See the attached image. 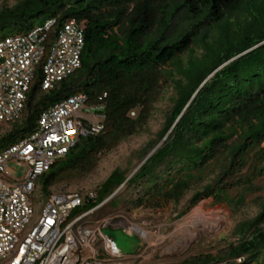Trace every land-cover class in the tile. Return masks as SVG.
<instances>
[{
    "label": "trees",
    "instance_id": "16d2710c",
    "mask_svg": "<svg viewBox=\"0 0 264 264\" xmlns=\"http://www.w3.org/2000/svg\"><path fill=\"white\" fill-rule=\"evenodd\" d=\"M40 18L37 25L51 18L57 28L68 20L84 24L81 67L49 91L40 89L38 67L20 119L0 126V151L33 133L40 115L66 98H107L103 131L81 138L37 179L35 203L46 202L61 182L88 177L99 155L148 131L165 87L171 95L161 129L92 191L96 201L75 217L108 200L95 214L117 190L143 181L148 188L137 207H176L190 193L191 208L206 199L244 206L243 194L233 199L230 191L252 192L264 176V0H16L13 6L5 0L0 39L26 34ZM258 201L259 213L234 226L226 248L180 264H264V199ZM187 214L183 209L177 217Z\"/></svg>",
    "mask_w": 264,
    "mask_h": 264
},
{
    "label": "built area",
    "instance_id": "2783aa9c",
    "mask_svg": "<svg viewBox=\"0 0 264 264\" xmlns=\"http://www.w3.org/2000/svg\"><path fill=\"white\" fill-rule=\"evenodd\" d=\"M56 24V19H47L26 34L0 39V126L20 119L39 66L42 91L52 90L81 67L84 24L74 20L60 28ZM106 98L102 94L94 103L83 94L66 98L40 115L33 133L0 151V264H151L142 251L146 239L129 222L115 218L92 228L83 224L108 200L71 218L75 210L96 201L92 191L55 192L37 203L40 216L35 218L32 196L37 179L81 138L103 131ZM9 163L26 166L20 180H10ZM110 225L141 235L142 247L132 258L139 262L124 260L102 235L101 229ZM98 242L103 253L95 247Z\"/></svg>",
    "mask_w": 264,
    "mask_h": 264
},
{
    "label": "rangeland",
    "instance_id": "374dc122",
    "mask_svg": "<svg viewBox=\"0 0 264 264\" xmlns=\"http://www.w3.org/2000/svg\"><path fill=\"white\" fill-rule=\"evenodd\" d=\"M4 2L5 0H0V7ZM15 2L16 0H7L8 6H13ZM42 20L40 18L35 21V25L39 24ZM159 94L156 110L148 125V131L122 143L111 153L99 155L96 170L88 177L78 182H72V180L61 182L52 188V192L63 190L95 191L113 171L117 168H124L133 153L142 148L162 127V111L166 109L171 91L164 87ZM263 146L264 144L261 145V147ZM25 169L26 166L22 163L19 165L9 163L6 166V172L10 180L15 181L22 178ZM210 170L211 168L205 172L206 179L210 177L208 175ZM147 188L148 182L143 181L129 189L122 188L117 190L116 196H119L103 209L90 215L83 224L88 228H92L96 227L104 219H111L113 217L124 222H129L143 229L148 238L142 250L145 252L144 255L146 257L153 256L154 260H157L155 264H180L187 257L200 253L214 255L216 251L226 248L224 240L229 238L234 226L240 222L254 218L259 213V204L261 201L258 200L264 199V176L257 178L253 182L252 192H244L242 188H235L230 191L229 196L233 199L237 198L240 194L244 196V206L238 208H230L224 204H215L212 199L203 200L191 208L188 204L191 193L176 207L170 203L162 204L160 209L148 208L145 205L137 207L136 201L144 195ZM36 196H38L37 192L32 196L34 201L36 200ZM203 205L205 211H215V214L221 215L225 220L224 225L215 231L207 228L203 232L198 233V239L194 241L188 240L180 235L183 230L181 228L191 223L193 211ZM35 208V218L38 219L40 216V208L37 203H35ZM183 209H186L188 214L178 219L177 214ZM77 212H73L71 218H74ZM101 233L114 244L124 260L133 258L143 244L141 235L135 233L129 235L118 226L110 225L104 227L101 229ZM229 241L234 242V239L230 238ZM95 247L103 253L102 246L99 242L96 243ZM102 257L104 256L102 255Z\"/></svg>",
    "mask_w": 264,
    "mask_h": 264
},
{
    "label": "bare ground",
    "instance_id": "6f19581e",
    "mask_svg": "<svg viewBox=\"0 0 264 264\" xmlns=\"http://www.w3.org/2000/svg\"><path fill=\"white\" fill-rule=\"evenodd\" d=\"M192 214V213H191ZM192 216V215H191ZM224 216V215H223ZM189 225L182 227L181 236L188 240L198 239V233L209 228L211 231L219 230L224 225V218L215 214V211H205L204 205L197 207L193 211L192 221ZM145 239H148L143 229L133 226ZM202 229V230H201Z\"/></svg>",
    "mask_w": 264,
    "mask_h": 264
},
{
    "label": "water",
    "instance_id": "95a60500",
    "mask_svg": "<svg viewBox=\"0 0 264 264\" xmlns=\"http://www.w3.org/2000/svg\"><path fill=\"white\" fill-rule=\"evenodd\" d=\"M156 150V149H155ZM155 150H153L146 158H145V160H144V162L151 156V154L155 151ZM121 189V188H120Z\"/></svg>",
    "mask_w": 264,
    "mask_h": 264
},
{
    "label": "crops",
    "instance_id": "0c3cea01",
    "mask_svg": "<svg viewBox=\"0 0 264 264\" xmlns=\"http://www.w3.org/2000/svg\"><path fill=\"white\" fill-rule=\"evenodd\" d=\"M132 259V258H131ZM131 259H129V260H131Z\"/></svg>",
    "mask_w": 264,
    "mask_h": 264
}]
</instances>
